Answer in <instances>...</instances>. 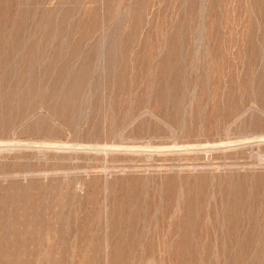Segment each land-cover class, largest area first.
I'll list each match as a JSON object with an SVG mask.
<instances>
[{
  "label": "rangeland",
  "instance_id": "374dc122",
  "mask_svg": "<svg viewBox=\"0 0 264 264\" xmlns=\"http://www.w3.org/2000/svg\"><path fill=\"white\" fill-rule=\"evenodd\" d=\"M262 137L264 0H0L3 264H223L228 243L264 264ZM187 211L215 228L154 222Z\"/></svg>",
  "mask_w": 264,
  "mask_h": 264
},
{
  "label": "bare ground",
  "instance_id": "6f19581e",
  "mask_svg": "<svg viewBox=\"0 0 264 264\" xmlns=\"http://www.w3.org/2000/svg\"><path fill=\"white\" fill-rule=\"evenodd\" d=\"M27 2V1H26ZM20 4H22V3H20ZM41 4V3H40ZM42 8V7H41ZM196 9V8H195ZM6 10V9H5ZM69 14V13H68ZM67 15V14H66ZM35 21V20H34ZM48 23V22H47ZM9 24V23H8ZM58 28V27H57ZM3 30V29H2ZM68 32V31H67ZM39 33V32H38ZM114 34V33H113ZM19 36V35H18ZM41 38V37H40ZM66 40V39H65ZM3 43V42H2ZM1 43V44H2ZM33 44V43H32ZM35 44V43H34ZM46 44V43H45ZM21 46H22V44H21ZM29 46V45H28ZM31 48V47H30ZM41 49V48H40ZM44 50H45V48H44ZM17 52V51H16ZM24 53V52H23ZM166 53V52H165ZM22 54V53H21ZM34 54V53H33ZM45 54V53H44ZM54 54V53H53ZM13 55V54H12ZM28 55V54H27ZM39 55V54H38ZM48 55V54H47ZM111 55H113V54H110V56ZM5 56V55H4ZM20 56V55H19ZM33 57H34V55H32ZM44 56H46V55H44ZM58 55H56V57H57ZM23 57H24V54H23ZM38 57V56H37ZM42 57H43V55H42ZM48 57V56H47ZM80 57V56H79ZM109 57V56H108ZM9 58H10V56H9ZM19 58V57H18ZM77 58V57H76ZM85 58H86V56H85ZM26 59V58H25ZM28 59V58H27ZM73 59V58H72ZM80 59V58H79ZM113 59V58H112ZM111 59V60H112ZM8 60V58H6V60L5 61H7ZM45 60V59H44ZM53 60V59H52ZM75 60V59H74ZM77 60V59H76ZM81 60H82V58H81ZM86 60V59H85ZM88 60V59H87ZM110 60V61H111ZM4 61V60H3ZM10 61V60H9ZM42 61H43V59H42ZM59 61V60H58ZM114 61V60H113ZM188 61V60H187ZM8 62V61H7ZM51 62V61H50ZM62 62V61H61ZM71 62V61H70ZM69 62V64H72V63H70ZM115 62V61H114ZM6 63V62H5ZM36 63H38V62H36ZM63 63V62H62ZM67 63H68V60H67ZM81 63V62H80ZM2 64H4V62L2 63ZM7 64V63H6ZM11 61H10V66H11ZM16 64V63H15ZM39 64H40V62H39ZM56 64V63H55ZM66 63H64V65H65ZM84 64H86V63H82L81 65H84ZM87 64H88V62H87ZM163 64V63H162ZM178 64V63H177ZM31 65H33V64H31ZM36 65V64H35ZM51 65V64H50ZM60 65V64H59ZM63 64H61V66H62ZM4 66H5V64H4ZM69 66V65H68ZM76 66H77V64H76ZM79 66V65H78ZM85 66V65H84ZM83 66V67H84ZM114 66H115V64H114ZM47 67V66H46ZM46 67H44V68H46ZM171 67V66H170ZM175 67V66H174ZM40 68V67H39ZM38 68V69H39ZM49 68V67H48ZM62 68V67H61ZM79 68V67H78ZM89 68V67H88ZM115 68V67H114ZM35 69V68H34ZM81 69V68H80ZM84 69V68H83ZM112 69V68H111ZM187 69V68H186ZM36 70V69H35ZM40 70V69H39ZM38 70V71H39ZM41 70H42V68H41ZM44 70H46V69H44ZM88 70V69H87ZM168 70V69H167ZM21 71V70H20ZM47 71V70H46ZM59 71V70H58ZM86 71V70H85ZM113 71V70H112ZM9 72V71H8ZM32 72V71H31ZM31 72H29V73H31ZM34 72V71H33ZM33 72H32V74H33ZM36 72V71H35ZM44 72V71H43ZM49 72V71H48ZM22 73V72H21ZM26 73V72H25ZM28 73V72H27ZM40 73V72H39ZM56 73H58V72H56ZM55 73V74H56ZM62 73V72H61ZM60 73V74H61ZM88 73V72H87ZM65 74V73H64ZM63 74V75H64ZM71 74V73H70ZM77 74H79L80 76H81V74H83V72H81V73H77ZM74 74H72V76H73ZM89 75V74H88ZM59 76V75H58ZM84 76H87V75H85L84 74ZM83 76V77H84ZM5 77V76H4ZM41 77V76H40ZM39 77V78H40ZM55 77V76H54ZM70 77V76H69ZM75 77H76V74H75ZM77 77H79V76H77ZM2 79H4V81H6L5 80V78H3V76L1 77ZM7 78V77H6ZM37 78V77H36ZM35 78V79H36ZM45 78V77H44ZM80 78V80L81 79H83V78H81V77H79ZM17 79V78H16ZM38 79V78H37ZM56 79H58V78H56ZM56 79H54V80H56ZM67 79V78H66ZM28 80V79H27ZM63 80V79H62ZM73 80V79H72ZM184 80V79H183ZM7 81H8V79H7ZM34 81H36V80H34ZM58 81V80H57ZM83 81V80H82ZM9 82H10V80H9ZM9 82H7V84L9 83ZM27 82V81H26ZM60 82H61V80H60ZM38 83H39V81H38ZM171 83V82H170ZM15 84H18V83H15ZM3 85V84H2ZM11 85H14L13 83H11L10 84V86ZM22 85V84H21ZM26 85H27V83H26ZM4 86H5V84H4ZM3 86V87H4ZM31 86V85H30ZM82 86V85H81ZM27 87V86H26ZM26 87L24 88V91H25V89H26ZM36 87V86H35ZM2 88V87H1ZM28 88H32V87H28ZM34 88V87H33ZM155 88V87H154ZM54 89V88H53ZM58 89V88H57ZM57 89H55V90H57ZM54 90V91H55ZM33 91H34V89H33ZM160 91V90H159ZM14 92V91H13ZM30 92V91H29ZM35 92V91H34ZM52 92V91H51ZM36 93V92H35ZM159 93V92H158ZM38 94V93H37ZM52 94V93H51ZM55 94H56V92H55ZM74 94V93H73ZM164 94V93H163ZM5 95H7V94H5ZM28 95V94H27ZM33 95V94H32ZM31 95V96H32ZM58 95V94H57ZM67 95V94H66ZM21 96V95H20ZM158 96V95H157ZM8 97V96H7ZM17 97V96H16ZM23 97H25V95L23 96ZM29 97H30V95H29ZM33 97V96H32ZM59 97V96H58ZM61 97V96H60ZM59 97V98H60ZM6 98V97H5ZM21 98V97H20ZM27 98V97H26ZM23 99H25V98H23ZM164 99L166 100V98H165V94H164ZM36 101V100H35ZM65 101V100H64ZM205 101V100H204ZM44 102V101H43ZM42 102V103H43ZM52 102V101H51ZM34 103V102H33ZM81 103V102H80ZM59 105V104H58ZM12 107V106H11ZM48 107V106H47ZM46 109V108H45ZM2 111V110H1ZM182 111V110H181ZM19 113V112H18ZM26 117V116H25ZM77 117V116H76ZM202 118V117H201ZM21 119V118H20ZM83 119V118H82ZM60 120V119H59ZM44 122V121H43ZM46 122V121H45ZM108 123V122H107ZM65 124V123H64ZM49 125V124H48ZM50 125H52V124H50ZM82 126V125H81ZM29 127V126H28ZM68 128V127H67ZM51 130V129H50ZM130 130V129H129ZM179 130V129H178ZM119 131V130H118ZM36 133V132H35ZM199 133V132H198ZM94 134V133H93ZM224 134V133H223ZM36 136V135H35ZM232 136V135H231ZM92 137V136H91ZM178 137V136H177ZM90 138V137H89ZM260 138V137H259ZM262 138H264V137H262ZM246 139V138H245ZM117 140V139H116ZM87 141V140H86ZM246 142V141H245ZM32 143V142H31ZM203 144V143H202ZM6 145V144H5ZM116 146V145H115ZM59 147V146H58ZM81 147V146H80ZM85 147V146H84ZM87 147V146H86ZM91 147V146H90ZM90 147H88V148H90ZM133 147V146H132ZM189 148H190V146H188ZM100 148V147H99ZM137 148V147H136ZM149 148V147H148ZM161 148V147H160ZM132 149V148H131ZM159 149V148H158ZM145 150H146V148H145ZM156 150V149H155ZM154 151V150H153ZM197 157V156H196ZM122 164V163H121ZM50 165V164H49ZM31 166V165H30ZM215 167V166H214ZM95 173V172H94ZM40 174V173H39ZM73 177V176H72ZM154 177V176H153ZM239 178V177H238ZM257 178H259V177H257ZM102 181V180H101ZM161 181V180H160ZM8 182V181H7ZM154 182V181H153ZM160 183V182H159ZM130 184V183H129ZM159 185V184H158ZM226 186V185H225ZM260 186V185H259ZM93 187V186H92ZM156 187V186H155ZM160 187V186H159ZM232 187V186H231ZM251 187V186H250ZM2 188V187H1ZM235 188V187H234ZM132 189H133V186H132ZM163 189V188H162ZM161 189V190H162ZM131 190V189H130ZM94 191V190H93ZM143 191V190H142ZM159 191H160V188H159ZM226 191V190H225ZM133 192H135V191H133ZM145 192V191H144ZM235 192V191H234ZM237 192V191H236ZM235 192V193H236ZM239 192V191H238ZM258 192H260V191H257V193ZM138 193V192H137ZM161 193V192H160ZM146 193H144V196L145 197H147L146 195H145ZM120 196H121V194H120ZM137 196H138V194H137ZM157 198V197H156ZM117 199H119V198H117ZM149 199V198H148ZM158 199H159V197H158ZM146 200V199H145ZM154 200V199H153ZM214 200V199H213ZM221 200V199H220ZM148 201H150V200H148ZM156 201V200H155ZM211 201H212V199H211ZM230 201V200H229ZM239 201H241V200H239ZM11 202V201H10ZM144 202V201H143ZM161 202V201H160ZM237 202V201H236ZM242 202V201H241ZM132 203V202H131ZM150 203V202H149ZM217 203V202H216ZM227 203V202H226ZM225 203V204H226ZM239 203V202H238ZM238 203H234V205L235 206H233V207H227L223 212V214L221 215V219L222 220H225L226 221V225L225 226H227V230H226V233H234L235 231H238V229L239 228H241V226L243 225L244 227H245V224L244 223H246V220H243V215H242V213L241 212H239V209L237 208V205H238ZM258 203H260V202H258ZM4 204V203H3ZM157 204V203H156ZM222 204V203H221ZM147 205H148V202H147ZM147 205H146V207H147ZM151 205V203L149 204V206ZM175 205V204H174ZM219 205H220V203H219ZM252 205V204H251ZM59 206V205H58ZM149 206L147 207L148 209H149ZM154 206V204L152 205V207ZM221 206H223V204L221 205ZM244 206H245V204H244ZM161 207V206H160ZM159 206H158V208H160ZM241 207V206H240ZM243 207V206H242ZM47 208H49V207H47ZM55 208V207H54ZM57 208V207H56ZM222 208V207H221ZM246 208V207H245ZM259 208V207H258ZM119 209V208H118ZM124 209V208H123ZM156 209V208H155ZM177 209V208H176ZM247 209V208H246ZM154 210V208H152V211ZM158 210H160V209H158ZM158 210H156V211H158ZM179 210V209H178ZM218 210V209H217ZM255 210H256V208H255ZM45 211V210H44ZM141 211V210H140ZM150 211V210H149ZM155 211V212H156ZM215 211V210H214ZM213 211V212H214ZM248 211V210H247ZM35 212V211H34ZM41 212V211H40ZM61 212V211H60ZM143 212H144V209H143ZM172 212V211H171ZM244 212V211H243ZM43 213V212H42ZM49 213V212H48ZM148 213V212H147ZM154 213V212H153ZM174 214H175V212H173ZM172 213V214H173ZM255 213V212H254ZM139 214V213H138ZM137 214V215H138ZM142 214V213H141ZM145 214H146V211H145ZM155 214H157V212L155 213ZM200 214V213H199ZM211 214H212V212H211ZM34 215V214H33ZM42 215V214H41ZM107 215V214H106ZM118 215V214H117ZM134 215V214H133ZM150 215V214H149ZM154 215V214H153ZM161 215V214H160ZM159 215V216H160ZM210 213H209V211H202L201 212V218H203L204 220H202L201 219V221L200 222H197V221H190V219L192 218V212H190V211H187V212H184L183 214H181V215H179V214H175V217H174V215H173V219L171 218V216L169 217V218H171V219H168V218H166V217H164L163 215L161 216V217H159L158 215H157V217L159 218V219H157V220H154V222H156L158 225H160L162 228H165L166 229V234L168 233L167 232V228H171V226L173 227V229H180V230H184V229H186V228H188V227H190L191 225H194V227L197 229H205V228H213L214 226H212V225H206V222H205V219L208 217V218H210ZM218 215V214H217ZM220 215V214H219ZM44 216V215H43ZM60 216V215H59ZM142 216H144V215H142ZM146 216H148V215H146ZM11 217V216H10ZM26 217V216H25ZM30 217V216H29ZM35 217V216H34ZM39 217V216H38ZM104 217V216H103ZM138 217V216H137ZM153 217V216H152ZM155 217H156V215H155ZM156 217V218H157ZM16 218V217H15ZM133 218V217H132ZM147 218V217H146ZM150 218V217H149ZM148 218V219H149ZM213 218H214V216H213ZM252 218V217H251ZM251 218H250V220H251ZM13 220H14V218H12ZM22 219V218H21ZM30 219V218H29ZM34 219H36L37 220V218H34ZM40 219V218H39ZM58 219V218H57ZM123 219V218H122ZM125 219V218H124ZM127 219V218H126ZM140 219H142V218H140ZM151 219V218H150ZM183 219V220H182ZM211 219V218H210ZM210 219H208V221L210 220ZM245 219V218H244ZM24 220V219H23ZM31 220V219H30ZM52 220V219H51ZM139 220V219H138ZM153 220V219H152ZM152 220H150V221H152ZM213 220V219H212ZM219 220H220V218H219ZM14 221H17V220H14ZM53 221V220H52ZM124 221V220H123ZM123 221H122V223H123ZM143 221V220H142ZM145 221H146V219H145ZM144 221V222H145ZM148 221V220H147ZM221 221V220H220ZM219 221V222H220ZM253 221H255V220H253ZM257 221V220H256ZM258 221H259V219H258ZM20 222V221H19ZM25 222V221H24ZM40 222V221H39ZM124 222H126V221H124ZM205 222V223H204ZM210 222V221H209ZM215 222V221H214ZM26 223H28V221L26 222ZM25 223V224H26ZM54 223V222H53ZM59 223V222H58ZM57 223V224H58ZM153 223V222H152ZM152 223H151V225H150V227H153L152 226ZM212 223V222H211ZM222 223V222H221ZM16 224H17V222H16ZM21 224V223H20ZM31 224V223H30ZM34 224V223H33ZM109 224H111V223H109ZM128 224V223H127ZM145 224V223H144ZM215 224V223H214ZM220 224V223H219ZM252 224V223H251ZM27 225V224H26ZM112 226H113V224H111ZM110 225V226H111ZM157 225V226H158ZM217 225H218V223H217ZM222 225V224H221ZM249 225V224H248ZM16 226V225H15ZM27 226H29V225H27ZM31 226V225H30ZM29 226V227H30ZM57 226V225H56ZM139 226V225H138ZM156 226V227H157ZM250 226V225H249ZM260 226H262V225H260ZM9 227H12L11 225L9 226ZM32 227V226H31ZM42 227V226H41ZM120 227V226H119ZM155 227V226H154ZM153 227V229L155 230V228ZM160 227V228H161ZM254 227V226H253ZM33 228V227H32ZM40 228V227H39ZM58 228V227H57ZM109 228V227H108ZM111 228H114V227H110V229ZM215 228V227H214ZM12 229V228H11ZM82 229V228H81ZM117 229V228H116ZM141 229V228H140ZM157 229V228H156ZM14 230V229H13ZM32 230H34V229H32ZM112 230L113 229H111L110 231H111V233H112ZM152 230V229H151ZM179 230V231H180ZM206 230H208V229H206ZM212 230V229H211ZM214 230H216V229H214ZM218 230H219V227H218ZM217 230V231H218ZM251 230V229H250ZM10 231V230H9ZM121 231V230H120ZM153 231V230H152ZM178 231V230H177ZM197 231V230H196ZM200 231V230H199ZM210 231V230H209ZM225 231V230H224ZM257 231V230H256ZM11 232H12V230H11ZM32 232V231H31ZM115 232V231H114ZM155 232V231H154ZM174 232V231H173ZM183 232V231H182ZM188 232V231H187ZM33 233V232H32ZM137 233V232H136ZM153 233V232H152ZM185 233V232H184ZM190 233V232H189ZM201 233H203V232H200V235H201ZM212 233V232H211ZM217 233V232H216ZM215 233V234H216ZM219 233V232H218ZM225 233V232H224ZM222 234V235H225V234ZM254 233V232H253ZM9 234H12V233H9ZM8 234V235H9ZM54 234H56V233H54ZM58 234V233H57ZM68 234V233H67ZM174 234H175V232H174ZM183 234V233H182ZM195 234V233H194ZM214 234V233H213ZM214 234V235H215ZM220 234V233H219ZM241 234V233H240ZM257 234V233H256ZM7 235V236H8ZM33 235H35V233L33 234ZM44 235V234H43ZM53 235V234H52ZM60 235V234H59ZM169 235V234H168ZM177 235V234H176ZM179 235V234H178ZM206 235V234H205ZM207 235L209 236V234H208V232H207ZM250 235V234H249ZM12 236H15L14 234L12 235ZM11 236V237H12ZM57 236V235H56ZM67 236V235H66ZM154 236V235H153ZM169 236H171V235H169ZM184 236V235H183ZM193 236V235H192ZM198 236V235H197ZM207 236V237H208ZM10 237V238H11ZM48 237V236H47ZM54 237V236H53ZM111 237V236H110ZM160 237V236H159ZM186 237V236H185ZM188 237V236H187ZM199 237V236H198ZM202 238H203V236H201ZM206 237V238H207ZM2 238V237H1ZM6 238H8V237H6ZM6 238H4V239H6ZM14 238H17V237H14ZM20 238V237H19ZM26 238V237H25ZM35 238V237H34ZM49 238V237H48ZM68 238V237H67ZM105 238V237H104ZM103 238V239H104ZM161 238V237H160ZM167 238V237H166ZM173 238H174V236H173ZM176 238V237H175ZM181 238V237H180ZM200 238V237H199ZM205 238V239H206ZM214 238V237H213ZM221 238V237H220ZM220 238H219V241H220ZM111 239V238H110ZM151 239H153V237L151 238ZM167 239H169V238H167ZM184 239V238H183ZM198 239V238H197ZM201 239V238H200ZM214 239H216V238H214ZM238 239V238H237ZM7 240V239H6ZM12 240H13V238H12ZM15 241H17V239H14ZM13 240V241H14ZM23 240H24V238H23ZM26 240V239H25ZM43 240V239H42ZM56 240V239H55ZM74 240V239H73ZM172 240V239H171ZM171 240H170V242H171ZM176 240V239H175ZM174 240V241H175ZM179 240V239H178ZM181 240H182V238H181ZM211 240V239H210ZM236 240V239H235ZM5 241V240H4ZM12 241V242H13ZM37 241V240H36ZM35 241V242H36ZM63 241V240H62ZM71 241V240H70ZM75 241V240H74ZM104 241V240H103ZM113 241V240H112ZM121 241V240H120ZM123 241V240H122ZM158 241V240H157ZM161 241V240H160ZM191 241V240H190ZM193 241V240H192ZM195 241V240H194ZM247 241V240H246ZM253 241V240H252ZM3 242V241H2ZM6 242V241H5ZM42 242V241H41ZM57 242V241H56ZM105 242V241H104ZM107 242H108V240H107ZM178 242H180V240L178 241ZM210 242V241H209ZM209 242H207V243H209ZM7 243H10V244H12L10 241H8L7 240ZM7 243H6V245H7ZM17 243V242H16ZM19 243H21V242H19ZM19 243L16 245V246H18L19 245ZM22 243H24L25 244V242L23 241ZM52 243H53V239H52ZM64 243V242H63ZM86 243V242H85ZM110 243H112V242H110ZM110 243H109V245H110ZM115 243V242H114ZM126 243V242H125ZM177 243V242H176ZM176 243H174V244H176ZM187 243V242H186ZM211 243V242H210ZM213 243H215V241H213ZM221 242H219V244H220ZM237 243V242H236ZM2 244V243H1ZM37 244V243H36ZM51 244V243H50ZM124 244V243H123ZM159 244H160V242H159ZM171 244V246H172V242L170 243ZM196 244L197 245H201V244H203V242L201 241H199V240H196ZM206 244V243H205ZM222 245L221 246H223V242L221 243ZM227 244V243H226ZM30 245V244H29ZM49 245V244H48ZM69 245V244H68ZM71 245V244H70ZM81 245V244H80ZM108 245V246H109ZM150 245H152V244H150ZM168 245V244H167ZM215 245V244H214ZM10 245H8V247H9ZM111 246V245H110ZM179 246V245H178ZM206 246H208V245H206ZM210 246V245H209ZM208 246V247H209ZM212 246V245H211ZM211 246H210V249H211ZM217 246V245H216ZM225 246V245H224ZM246 246V245H245ZM245 246H242V245H234V246H231L230 245V243H228L227 245H226V247L228 248V250H227V252H225V251H223V253L221 254V255H223V259H225V262L223 263V264H255V261L256 260H254L255 259V256H254V252H251L248 248H246ZM248 246V245H247ZM252 245H250V247H251ZM7 247V246H6ZM29 247V246H28ZM33 247V246H32ZM67 247V246H66ZM73 247V246H72ZM167 247V246H166ZM182 247V246H181ZM201 247H204V245L203 246H201ZM213 247V246H212ZM218 247V246H217ZM14 248H15V246H14ZM109 248V247H108ZM151 248V247H150ZM168 248V247H167ZM171 248V247H170ZM175 247H173L172 249L173 250H175L174 249ZM176 248H177V246H176ZM216 248V247H215ZM255 248V247H254ZM7 249V248H6ZM9 249H10V247H9ZM51 249V248H50ZM65 249V248H64ZM64 249H63V251H64ZM209 249V250H210ZM218 249V248H217ZM219 249H220V247H219ZM222 249V248H221ZM251 249V248H250ZM260 249H262V248H260ZM259 249V250H260ZM1 250V249H0ZM8 250V249H7ZM22 250V249H21ZM21 250H20V252H21ZM43 250V249H42ZM47 250V249H46ZM88 250V249H87ZM98 250V249H97ZM110 250V249H109ZM126 250V249H125ZM167 250H169L170 251V249H167ZM177 250V249H176ZM13 251H15V249L13 250ZM52 251H54V250H52ZM67 251V250H66ZM80 251V250H79ZM113 251V250H112ZM112 251H110L109 253L110 254H112ZM124 251V250H123ZM149 251H150V249H149ZM168 251V252H169ZM179 251V250H178ZM177 251V252H178ZM193 251V250H192ZM205 251V253H206V251L207 250H204ZM212 252H213V250H211ZM215 251V250H214ZM262 251H264V250H262ZM1 252V251H0ZM3 252V251H2ZM6 252V251H5ZM11 252V251H10ZM48 252V251H47ZM51 252V251H50ZM59 252H60V249H59ZM61 252H62V250H61ZM82 252V251H81ZM91 252H93V251H91ZM137 252V251H136ZM158 252V251H157ZM156 252V253H157ZM171 252V251H170ZM175 252V251H174ZM183 252V251H182ZM190 252H191V250H190ZM201 252V251H200ZM199 252V254H201ZM255 252H258V250L257 251H255ZM4 253V252H3ZM2 253V254H3ZM14 253V252H13ZM22 253H23V250H22ZM32 253V252H31ZM35 253V252H34ZM55 253V252H54ZM58 253V252H57ZM94 253V252H93ZM125 253V252H124ZM160 253V252H159ZM166 253H167V251H166ZM205 253H203V254H205ZM209 253V252H208ZM2 254H1V256H2ZM10 254V253H9ZM12 254V253H11ZM15 254V253H14ZM49 254V253H48ZM65 254V253H64ZM127 254V253H126ZM131 254V253H130ZM172 254V253H171ZM182 254V253H181ZM192 254V253H191ZM210 255H211V253H209ZM215 254V253H214ZM16 255V254H15ZM15 255H11L10 257L12 258V257H14ZM23 255H24V253H23ZM38 255V254H37ZM42 255V254H41ZM55 255V254H54ZM123 255V254H122ZM125 255V254H124ZM123 255V258L124 257H127L126 255L124 256ZM135 255H136V253H135ZM156 255V254H155ZM167 255V254H166ZM179 255V254H178ZM178 255H176V256H178ZM217 255V254H216ZM256 255V254H255ZM4 256V255H3ZM8 255H6V259L8 258L7 257ZM25 256V255H24ZM33 256V255H32ZM42 256H44V255H42ZM50 256V255H49ZM120 256H121V254H120ZM148 256V255H147ZM162 256V255H161ZM168 256V255H167ZM197 256H199V255H197ZM203 256V255H202ZM214 256V255H213ZM259 256V255H258ZM5 257V256H4ZM109 257H110V255H109ZM113 257V256H112ZM132 257V256H131ZM137 257V256H136ZM174 257V256H173ZM208 257V256H207ZM2 258V257H1ZM0 258V259H1ZM15 258H16V256H15ZM20 258V257H19ZM43 258V257H42ZM42 258H40V260L42 259ZM51 258V257H50ZM55 258V257H54ZM54 258H51V259H53L54 260ZM114 258V257H113ZM123 258H122V260H123ZM142 258V257H141ZM149 258V257H148ZM152 258V257H151ZM169 258V257H168ZM179 258H182L181 256H179ZM202 258V257H201ZM200 258V259H201ZM206 258V256L204 257V259ZM209 258H211V259H209V260H212V257L211 256H209ZM216 258H217V256H216ZM10 259V258H9ZM45 259H47L46 257H45ZM112 259V258H111ZM198 260L197 261V263H195V264H201V263H204L203 262V260ZM258 259V258H257ZM260 259H261V256H260ZM5 260V259H4ZM13 260V259H12ZM43 260V259H42ZM49 260V259H48ZM52 260V261H53ZM77 260V259H76ZM126 260V259H125ZM171 260H173V259H171ZM218 260V258L215 260V262ZM262 260H264V259H262ZM3 261V260H2ZM2 261H0L1 263H2ZM8 261V260H7ZM6 261V262H7ZM47 261V260H46ZM111 261V260H110ZM130 261V259H128V262ZM132 261V260H131ZM151 261V260H150ZM149 261V262H150ZM165 261V260H164ZM167 261V260H166ZM176 261H180V259L179 260H176ZM10 262H12L11 261V259H10ZM31 262V261H30ZM51 262V261H50ZM67 262V261H66ZM112 262H113V260H112ZM111 262V264H113ZM125 262V261H124ZM133 262V261H132ZM131 262V263H132ZM148 261H147V263L148 264H150ZM152 262V261H151ZM162 262H163V260H162ZM175 262V261H174ZM210 262H212V261H210ZM228 262V263H227ZM3 263H4V261H3ZM2 263V264H3ZM13 263V262H12ZM20 263V262H19ZM121 263V262H120ZM119 263V264H120ZM127 263V262H126ZM130 263V262H129ZM128 263V264H129ZM171 263V262H170ZM176 263V262H175ZM194 263V262H193ZM217 263H219V262H217ZM222 263V262H221ZM8 264V263H7ZM39 264V263H38ZM49 264V263H48ZM143 264V263H142ZM164 264V263H163ZM179 264V263H178ZM182 264V263H181ZM206 264V263H205Z\"/></svg>",
  "mask_w": 264,
  "mask_h": 264
}]
</instances>
